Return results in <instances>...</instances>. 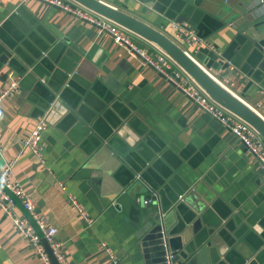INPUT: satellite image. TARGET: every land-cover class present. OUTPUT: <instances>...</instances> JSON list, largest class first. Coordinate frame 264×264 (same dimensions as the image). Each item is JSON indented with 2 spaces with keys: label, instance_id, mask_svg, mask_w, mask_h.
<instances>
[{
  "label": "crops",
  "instance_id": "obj_1",
  "mask_svg": "<svg viewBox=\"0 0 264 264\" xmlns=\"http://www.w3.org/2000/svg\"><path fill=\"white\" fill-rule=\"evenodd\" d=\"M101 1L165 34L251 108L264 104V9L254 0H229L226 22L210 0ZM188 28L199 45L180 37ZM124 35L154 57L147 41ZM7 71L18 89L0 99V170L13 161L68 264H112L109 255L142 264L125 193L172 210L191 248L181 264H264V168L105 29L40 0H0V92ZM39 118L35 157L21 139ZM11 211L39 233L17 201ZM0 264H40L1 211Z\"/></svg>",
  "mask_w": 264,
  "mask_h": 264
},
{
  "label": "built area",
  "instance_id": "obj_2",
  "mask_svg": "<svg viewBox=\"0 0 264 264\" xmlns=\"http://www.w3.org/2000/svg\"><path fill=\"white\" fill-rule=\"evenodd\" d=\"M52 6L58 7L66 12L72 13L86 19L87 21L106 30L111 36L112 41L116 44L125 46L128 54L131 57L139 58L143 64L152 67L164 80L179 90L184 96L191 100L200 109L208 113L232 133L245 147L247 151L252 153L262 168H264V142L260 136L244 121L228 112L217 103H215L185 72H183L170 58H168L161 50L152 46L156 53L154 57H149L143 50L137 48L124 35L123 28L117 26L110 21L97 20L93 18L92 12L81 7L78 4H70L65 0H40ZM256 4L264 9V0H254ZM74 3V2H73ZM95 15V14H93ZM97 16V15H96ZM170 26L178 27L177 23L171 22ZM180 37L187 45H199V39L196 37L192 29H183ZM186 53V51L184 50ZM6 85L0 92V99L15 92L18 89V79L15 78L11 71L5 74ZM258 109L253 108L263 119L264 104L257 105ZM46 128V122L43 118H39L32 125L27 135L21 139L22 147L27 148L35 157L39 155V140L41 133ZM13 161H5L0 170V211L2 214L9 216L11 224L24 237L31 246L34 255L39 260L40 264H51L49 256L44 248L42 240L46 242L50 253L58 264H68L65 257L61 253L60 246L54 239L55 229L50 226H45L43 216L38 215L34 211V205L31 198L23 191L12 173ZM19 202H18V201ZM16 201L20 207L31 217L39 228V233L34 231L31 224L26 218L16 217L12 214V208ZM145 202V201H144ZM166 264H172V254H165ZM112 264H116L113 255H109ZM176 264V263H175Z\"/></svg>",
  "mask_w": 264,
  "mask_h": 264
},
{
  "label": "water",
  "instance_id": "obj_3",
  "mask_svg": "<svg viewBox=\"0 0 264 264\" xmlns=\"http://www.w3.org/2000/svg\"><path fill=\"white\" fill-rule=\"evenodd\" d=\"M70 1L116 24L128 33L147 41L152 46L161 50L215 103L248 124L264 142V120L260 115L197 64L183 49L165 34L152 28L136 17L101 0ZM210 1L212 3V10L217 12L218 15L224 16V14H228L223 18V22H226L233 16L228 13L231 10V6H234L229 0ZM260 64L264 66V53ZM92 175L94 174H91V177ZM147 192H149V190L142 191L139 195L144 196L143 193L146 194ZM132 195V193H125L127 202H125L124 199H120L119 205H122L123 209L127 210L124 214L134 230V237L137 245L136 250L141 256L142 264H166L164 256L167 252L172 254V259L170 260L172 264H181L182 260L187 258L191 248L189 245H184L182 242L183 229L178 227L176 223L171 222L172 216L170 211L172 212V210L165 209L162 204L156 205L151 209L141 207L136 197ZM152 200L155 201V197H153ZM209 237L206 238L212 243V237ZM42 243L51 264H58L51 255L46 242L42 240Z\"/></svg>",
  "mask_w": 264,
  "mask_h": 264
},
{
  "label": "trees",
  "instance_id": "obj_4",
  "mask_svg": "<svg viewBox=\"0 0 264 264\" xmlns=\"http://www.w3.org/2000/svg\"><path fill=\"white\" fill-rule=\"evenodd\" d=\"M18 201V200H17ZM19 202V201H18ZM28 217H30L28 214H27ZM31 218V217H30Z\"/></svg>",
  "mask_w": 264,
  "mask_h": 264
},
{
  "label": "bare ground",
  "instance_id": "obj_5",
  "mask_svg": "<svg viewBox=\"0 0 264 264\" xmlns=\"http://www.w3.org/2000/svg\"><path fill=\"white\" fill-rule=\"evenodd\" d=\"M261 117V116H260ZM262 118V117H261ZM263 119V118H262ZM264 120V119H263Z\"/></svg>",
  "mask_w": 264,
  "mask_h": 264
},
{
  "label": "rangeland",
  "instance_id": "obj_6",
  "mask_svg": "<svg viewBox=\"0 0 264 264\" xmlns=\"http://www.w3.org/2000/svg\"><path fill=\"white\" fill-rule=\"evenodd\" d=\"M189 52H191L190 50H188Z\"/></svg>",
  "mask_w": 264,
  "mask_h": 264
}]
</instances>
